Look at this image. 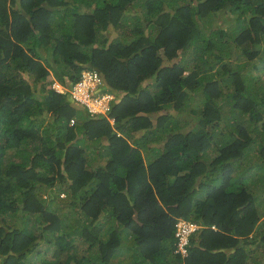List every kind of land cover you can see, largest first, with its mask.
I'll use <instances>...</instances> for the list:
<instances>
[{"label": "trees", "instance_id": "trees-1", "mask_svg": "<svg viewBox=\"0 0 264 264\" xmlns=\"http://www.w3.org/2000/svg\"><path fill=\"white\" fill-rule=\"evenodd\" d=\"M0 264H264V0H0Z\"/></svg>", "mask_w": 264, "mask_h": 264}, {"label": "built area", "instance_id": "built-area-1", "mask_svg": "<svg viewBox=\"0 0 264 264\" xmlns=\"http://www.w3.org/2000/svg\"><path fill=\"white\" fill-rule=\"evenodd\" d=\"M102 84L100 73L95 69H85L81 78L71 87V96L83 103L91 114L105 113L114 95L111 92H100L99 86ZM52 86L58 91L65 88L59 83L54 82ZM98 89V90H97ZM174 235L176 237L175 251L183 255L187 254V245L192 232L196 231L199 224L186 218H178L175 223Z\"/></svg>", "mask_w": 264, "mask_h": 264}, {"label": "rangeland", "instance_id": "rangeland-1", "mask_svg": "<svg viewBox=\"0 0 264 264\" xmlns=\"http://www.w3.org/2000/svg\"><path fill=\"white\" fill-rule=\"evenodd\" d=\"M218 22H221L222 25H224V22H223V21L220 20V21H218ZM138 134H141V132H137V135H138ZM62 195H63V194H62Z\"/></svg>", "mask_w": 264, "mask_h": 264}, {"label": "clouds", "instance_id": "clouds-1", "mask_svg": "<svg viewBox=\"0 0 264 264\" xmlns=\"http://www.w3.org/2000/svg\"><path fill=\"white\" fill-rule=\"evenodd\" d=\"M89 69H91V68H89ZM85 70V69H84ZM106 92H108V91H106ZM113 94V93H112ZM114 95V94H113ZM114 98V97H113ZM113 100V99H112ZM94 114H99V113H94ZM180 218H184V217H180ZM187 219V218H186ZM190 220V219H189ZM193 233V232H192ZM190 238V237H189Z\"/></svg>", "mask_w": 264, "mask_h": 264}]
</instances>
